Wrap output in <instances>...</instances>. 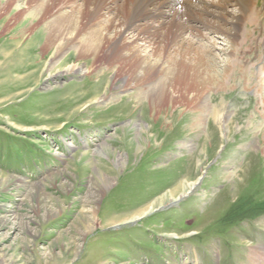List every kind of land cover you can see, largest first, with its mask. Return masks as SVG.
Wrapping results in <instances>:
<instances>
[{"label": "rangeland", "instance_id": "1", "mask_svg": "<svg viewBox=\"0 0 264 264\" xmlns=\"http://www.w3.org/2000/svg\"><path fill=\"white\" fill-rule=\"evenodd\" d=\"M26 5L0 13V264H264V70L261 91L245 86L248 76L210 92L233 124L209 143V116L196 129L187 106L174 113L180 127L165 125L164 113L155 124L149 110H110L136 102L99 100L115 90L101 58L69 49L51 61L34 38L52 14L38 19ZM207 36L220 73L230 43ZM257 52L243 55L256 72Z\"/></svg>", "mask_w": 264, "mask_h": 264}, {"label": "bare ground", "instance_id": "2", "mask_svg": "<svg viewBox=\"0 0 264 264\" xmlns=\"http://www.w3.org/2000/svg\"><path fill=\"white\" fill-rule=\"evenodd\" d=\"M14 2L0 0V13L10 10ZM262 3L264 7V0ZM24 4L26 10L34 5L38 19L52 14L43 21V31L34 38L35 44L40 43L43 49H52L51 61L75 49L78 57H90L92 63L101 58L107 69L112 70L115 90H105L99 100L112 101L123 93L136 102L133 105L121 99L122 103L111 106L110 110L119 111L120 116L132 117L139 110L144 112L140 117L145 118V110H149L155 124L163 122L158 115L164 113L171 118L165 125L180 127L182 123L175 116L182 112L177 107L187 106L195 114L190 125L196 129L209 116L210 133H206L204 140L213 143L215 136L211 137V133L218 130L223 138L233 122L222 98L211 105L210 92L227 91L248 76L249 83L245 86L261 91L258 77L264 70V23L256 0H24ZM21 10L22 7L17 8L11 16ZM208 34L230 43V57L220 73L215 68L217 55L211 50L213 45H207ZM15 42L16 39H10L6 47L11 48ZM250 49L259 50L257 72L247 67V58L243 57ZM70 71L68 67L63 73ZM254 78L257 80L251 84ZM97 92L95 87L93 93ZM261 103L263 112L259 115L264 121V98ZM129 125L138 126V120H131ZM185 146L182 141L178 147ZM195 183L180 185L178 197L189 192Z\"/></svg>", "mask_w": 264, "mask_h": 264}]
</instances>
